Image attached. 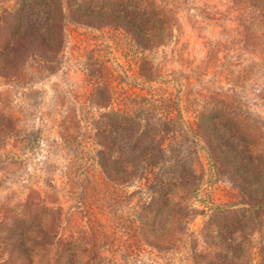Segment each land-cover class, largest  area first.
Here are the masks:
<instances>
[{
  "label": "rangeland",
  "instance_id": "1",
  "mask_svg": "<svg viewBox=\"0 0 264 264\" xmlns=\"http://www.w3.org/2000/svg\"><path fill=\"white\" fill-rule=\"evenodd\" d=\"M0 264H264V0H0Z\"/></svg>",
  "mask_w": 264,
  "mask_h": 264
},
{
  "label": "trees",
  "instance_id": "2",
  "mask_svg": "<svg viewBox=\"0 0 264 264\" xmlns=\"http://www.w3.org/2000/svg\"><path fill=\"white\" fill-rule=\"evenodd\" d=\"M40 36H41L43 42H44L45 39H47L46 36H42V35H40Z\"/></svg>",
  "mask_w": 264,
  "mask_h": 264
}]
</instances>
